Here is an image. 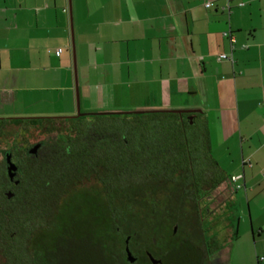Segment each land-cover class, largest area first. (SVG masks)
Masks as SVG:
<instances>
[{"label":"crops","instance_id":"1","mask_svg":"<svg viewBox=\"0 0 264 264\" xmlns=\"http://www.w3.org/2000/svg\"><path fill=\"white\" fill-rule=\"evenodd\" d=\"M212 2L0 0V116L73 118L79 105L88 116L157 111L149 114L199 130L233 193L207 222L210 239L248 248L259 264L264 0Z\"/></svg>","mask_w":264,"mask_h":264},{"label":"trees","instance_id":"2","mask_svg":"<svg viewBox=\"0 0 264 264\" xmlns=\"http://www.w3.org/2000/svg\"><path fill=\"white\" fill-rule=\"evenodd\" d=\"M43 119L63 118H8L17 121ZM78 125L80 129L73 130V138L56 141L58 148L46 146V156L42 157L41 165L31 162L26 166L21 188L26 194L17 197L16 205L0 207L2 254L10 264H20V261H25L24 264H132L127 259V247L137 258L133 264H153L148 254L157 258L156 246L162 251L158 258L163 264H204L207 261L214 264L209 260L202 223H198V228L190 223L193 215L155 211L147 214L150 221L134 219V207L148 191L146 182L129 178L143 174L142 167L138 165V169L133 164V168L126 170L110 163L104 157L103 149L107 150L102 143L87 145L86 124ZM168 125L171 130H186V126L177 120L169 121ZM207 158L210 159L208 154ZM217 172L218 186L225 177L218 166ZM92 178L100 183L102 189L88 186L83 192L76 193V200L80 203L76 204L73 198L67 200L70 202L68 205L65 203L67 208L54 210L61 206V197L70 196L78 186ZM47 197L55 203L50 209L53 212L48 213L50 205L48 211L43 209L42 203ZM142 207L146 208V204L143 203ZM31 211L40 213L46 220L41 223L29 221ZM13 212L18 214L15 216ZM53 215H57L56 220H52ZM169 220L172 224L167 226ZM53 221L61 225L54 231L49 226ZM173 224L178 226L176 234L174 228L171 230ZM12 225L15 226L13 230ZM38 229L45 231L38 235ZM20 243L32 246L31 251L24 252V255L29 254V260L22 257Z\"/></svg>","mask_w":264,"mask_h":264},{"label":"rangeland","instance_id":"3","mask_svg":"<svg viewBox=\"0 0 264 264\" xmlns=\"http://www.w3.org/2000/svg\"><path fill=\"white\" fill-rule=\"evenodd\" d=\"M1 115V114H0ZM3 116H0V127H2L3 131V137L1 143V150H0V165H1V158H2V151L3 148H7L9 144H17V143H23L26 146H30L33 144H36L38 142H45L46 146L52 149H56L59 146L56 145V141L63 140L64 138H73L74 132L73 130H70L73 125H77L75 127H79V123L83 124L85 123V127H87V139L86 144L91 146L94 142H101L103 147L106 148L107 152L103 149L104 157L108 158V161L110 163H114V165L118 166L119 168H125L126 170H129L131 167L133 168V164H139V160L147 158L146 152L143 151L147 149H153V152L159 153L161 151H158L163 147L164 144H169L175 142L174 137L169 134L171 131L169 125L167 124V121L163 120L160 116L157 115H90V116H84L77 119H71V118H63L59 120L54 119H43L40 121H33V120H8L9 117L4 116L6 120H2ZM47 117V116H46ZM69 117V116H68ZM23 118V117H20ZM4 123V124H3ZM18 123V124H15ZM66 125V126H65ZM54 126L53 129L58 130H46L47 127ZM195 133H197L195 136H197V145L199 148H201V157L210 165L214 166L216 169V175L218 176L219 173L217 172V166L212 163V160L207 158L208 150L204 148L203 143V136L199 130H195ZM162 157H166L165 154ZM161 155H155L154 158H162ZM167 157H173L167 156ZM176 158H179L178 156H175ZM106 160V159H105ZM31 162H28V165H30ZM138 168L139 166L136 165ZM1 169V166H0ZM139 169V168H138ZM220 170V169H219ZM134 173H136V170H134ZM2 174V171L0 170V176ZM225 177V176H224ZM133 181V178H129ZM142 181V179H138L137 181ZM231 181V178L229 179ZM231 183V182H230ZM140 184V183H139ZM142 184V183H141ZM88 186H96L99 188L98 190L102 189V186L100 183H98L96 180L92 178L90 181H86L85 183H82L78 188L70 193V196H64L61 197L60 204L61 206L54 208V210H60L64 208V205H68L67 200L75 199V203H80L79 200H76L78 191L83 192L87 189ZM229 183L222 182L220 185H218L217 188V206L216 210H223L225 212V208L227 206V203L229 204V200L232 197V187H229ZM53 189V188H52ZM77 193V194H76ZM147 197L148 192L143 194V199L138 200L134 210L133 215L134 219L137 221H150V219H147V214L149 211H147L146 208L142 207L143 203L147 204ZM43 209H46L48 211V206L50 205L49 211L53 209V205L55 203H52L50 199L47 197V199H44ZM143 201V202H142ZM107 204L110 203L106 201ZM66 203V204H65ZM5 204V203H4ZM15 204V203H14ZM14 204H6L9 207H12ZM16 205V204H15ZM70 205V204H69ZM7 207V208H9ZM67 208V206L65 207ZM245 211L249 214V208L248 205L245 206ZM72 212V211H71ZM213 212V215L214 213ZM15 213V216L18 214ZM74 213V212H72ZM79 216V214H77ZM76 215V216H77ZM212 215V217H213ZM57 215H53V219L56 218ZM147 219V220H146ZM29 221H37V223L43 222V220H46L45 218H42L40 213H34L31 211V214L29 216ZM56 220V219H55ZM212 218L209 221V224H211ZM172 222L169 220L167 223V226H170ZM50 228L54 231L57 227H60V223L57 221L51 222L49 225ZM70 226V225H69ZM212 226V225H209ZM14 225L11 226V230H13ZM48 228V227H47ZM174 228V224L171 225V230ZM213 228V227H212ZM17 229V228H15ZM46 229V227H45ZM204 235H205V241L207 242L208 255L209 260H211L214 264H250L249 258L250 256L247 254L248 248H242L241 245H237L236 247H232L230 243H224L223 247L218 248L216 245L214 246V243H212L209 232L210 227L205 226L204 228ZM18 231V229L16 230ZM38 235L41 234L43 231L42 229L37 230ZM25 232V231H24ZM71 235V232L69 233V236ZM164 240V238H161ZM71 240V239H70ZM212 243V244H211ZM0 241V264H10L9 260L5 257V255L2 254V246ZM21 245V254L22 257L25 256L26 260L30 259L29 254L24 252L31 251V247L23 246ZM154 250L157 252L158 255L161 254V250L158 249V246L154 247ZM165 252V251H164ZM157 255V258L159 257ZM25 261H20V264H24ZM29 264V262H28Z\"/></svg>","mask_w":264,"mask_h":264},{"label":"flooded vegetation","instance_id":"4","mask_svg":"<svg viewBox=\"0 0 264 264\" xmlns=\"http://www.w3.org/2000/svg\"><path fill=\"white\" fill-rule=\"evenodd\" d=\"M75 126L77 125H73L70 130H76ZM53 127H47L46 130H58ZM3 131L0 127V142ZM194 131L171 130L169 134L174 137L175 142L164 144L158 150L161 151L160 154L156 153L161 157L165 154L166 157L154 158L156 154L153 149H143L147 158L139 160V164H134L142 167L143 174L134 176L133 180L142 179L147 183V211L164 214L189 213L193 215L190 223L198 228L200 222L204 228L216 210L217 176L215 167L201 157L202 149L197 145V133ZM64 141L67 139L64 138ZM45 149V142L30 146L11 143L7 148H3L0 165V207L7 208L9 206L6 204H16L17 197L26 194V191L21 189L26 165L28 162L41 165L42 157L46 156ZM170 154L173 157H167ZM173 221H176V218ZM177 230L178 226H175L174 234ZM178 242L181 243L180 240ZM204 264L211 263L207 261Z\"/></svg>","mask_w":264,"mask_h":264},{"label":"water","instance_id":"5","mask_svg":"<svg viewBox=\"0 0 264 264\" xmlns=\"http://www.w3.org/2000/svg\"><path fill=\"white\" fill-rule=\"evenodd\" d=\"M73 49H74V61H75V71H76V55H75V47H74V43H73ZM157 111H137V112H111V113H90L89 115H121V114H125V115H129L131 113L137 114V115H141V114H149V113H156ZM175 113H182L179 111H174ZM88 114L82 113L80 110V107L78 105V110H77V114L75 116H73V118H80V117H84ZM191 119V117H190ZM12 170V168L10 169ZM126 254H127V259L130 263H135L137 261V258L135 257V255L132 253V251L130 250L129 247L126 248ZM151 262L153 264H162L161 260L156 259L151 253L148 254Z\"/></svg>","mask_w":264,"mask_h":264},{"label":"built area","instance_id":"6","mask_svg":"<svg viewBox=\"0 0 264 264\" xmlns=\"http://www.w3.org/2000/svg\"><path fill=\"white\" fill-rule=\"evenodd\" d=\"M213 5H214V3L212 2V0H205L204 6H205L206 9L212 8ZM224 35L231 37V35L228 32H225ZM61 51L62 50H59V52L57 53V55H60L61 54ZM219 59L220 60H231V61H233V57L232 56H229V55H226V54H222L219 57ZM239 178H240V176L239 177L234 176V177L231 178V182L236 183L239 180ZM237 187L240 188V185H238ZM259 264H264V258H260L259 259Z\"/></svg>","mask_w":264,"mask_h":264}]
</instances>
